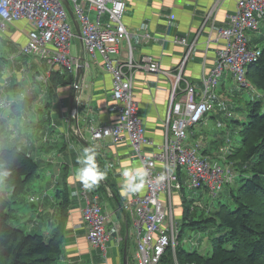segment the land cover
Instances as JSON below:
<instances>
[{
  "label": "crops",
  "instance_id": "obj_1",
  "mask_svg": "<svg viewBox=\"0 0 264 264\" xmlns=\"http://www.w3.org/2000/svg\"><path fill=\"white\" fill-rule=\"evenodd\" d=\"M236 2L124 0L122 22L130 38L123 44L121 58L128 54L130 47L134 62L148 56L160 66L156 73L136 71L132 87L138 105L137 115L154 147L162 145L165 140L164 121L172 77L180 73L181 86L187 83L193 87L196 85L198 95L202 96L201 79L213 68L218 50L224 47L219 32L228 26L227 15L234 10ZM89 17L96 20L93 12ZM106 19L107 15H104L101 21ZM30 30L28 21L22 19L0 31V150L16 147L21 152L29 148L28 153H22L38 164L36 176L23 195L30 191V185L34 192L28 199L20 196L16 202L18 205L26 202L33 209L29 215L18 213L20 224L17 218L16 222L20 227L30 223L28 234L34 230L46 241L55 234L62 236L61 255L53 264H131L138 231L128 213H122L120 209L122 202L129 197L121 195L124 179L121 173L125 167H143L126 142L113 144L109 138H104L95 143L90 137L92 129L116 120L112 77L104 70L100 56L85 53L76 31L68 45V54L78 61L83 59V75L78 81L77 69L66 75L60 70H52L47 60L21 55L20 49L26 45ZM256 33H247L248 44L251 48L262 49L259 45L264 42V19ZM178 39H187L191 47L178 43ZM189 49V56L184 60ZM39 76H46L47 82L41 81ZM229 77L233 79L226 70L216 88H220L219 95L213 93L207 97L213 110L229 94L226 91L229 88L224 85ZM77 83L78 90L75 91ZM238 87L236 84L235 92ZM74 93L78 98L75 112L80 136L72 120ZM236 93L231 92L234 97L238 95ZM251 95L261 93L254 89ZM222 106L226 108L225 104ZM209 117L214 119V126L209 125L210 133L196 134L193 127L188 130V135L192 143L200 145L203 156L212 165H218L222 160L221 152L229 143L219 142L223 121L217 123L215 115ZM79 139L95 150V160L98 159L100 170L106 173V178L92 189H85L75 178L77 169L82 167L78 159L86 148ZM144 152L151 154L153 147H145ZM40 170H45L43 179H48L46 184L40 178ZM1 173L4 176L2 169ZM144 192L145 184L137 193ZM184 199L186 197L182 194L172 202V219L177 228L183 221ZM88 203L97 204L107 218L105 227L109 240L104 248L91 245L87 239L82 211ZM13 205L11 218L14 216ZM143 234L141 231L140 236ZM195 247L204 254L209 253L207 243Z\"/></svg>",
  "mask_w": 264,
  "mask_h": 264
},
{
  "label": "built area",
  "instance_id": "obj_2",
  "mask_svg": "<svg viewBox=\"0 0 264 264\" xmlns=\"http://www.w3.org/2000/svg\"><path fill=\"white\" fill-rule=\"evenodd\" d=\"M62 1L0 0V31L10 23L27 20L31 30L20 54L37 55L47 60L52 70L72 73L79 65V61L68 54V45L74 37V24ZM66 1L79 27L85 53L100 56L104 70L112 77L111 94L116 120L102 128L92 129L91 140L96 143L109 138L113 144L126 142L145 172L144 194H131L120 206L138 231L131 264H161L165 251L171 248L175 252L178 246L179 230L172 219V202L182 196L183 186L190 192L207 191L215 197L233 180V169L225 158L230 144L221 152L223 163L212 165L203 156L200 145L190 141L188 130L204 122L212 112L213 107L207 97L217 88L226 70L240 88H249L245 78L246 67L257 61L261 50L249 46L246 32L258 31L259 23L264 19V0H237L234 10L227 15L228 26L219 32V38L225 44L218 50L213 68L201 79L202 96L189 83L181 86L180 73L172 77L164 121L165 140L157 147L145 135L132 87L136 71L156 73L160 66L148 56L134 62L130 47L128 54L121 58L123 44L130 38L122 22L124 0ZM90 12L96 15V20H90ZM104 15L107 19L101 21ZM177 41L191 47L187 39ZM189 53L190 49L184 60ZM39 78L47 82L46 76ZM230 116L227 113V117ZM145 147H153V152L145 153ZM181 175L184 176L182 183ZM82 219L91 245L104 248L109 234L105 227L107 218L101 208L88 203L82 211ZM141 231L143 236H140Z\"/></svg>",
  "mask_w": 264,
  "mask_h": 264
},
{
  "label": "trees",
  "instance_id": "obj_3",
  "mask_svg": "<svg viewBox=\"0 0 264 264\" xmlns=\"http://www.w3.org/2000/svg\"><path fill=\"white\" fill-rule=\"evenodd\" d=\"M260 50L257 61L246 67L245 78L249 85L246 90L255 89L261 95L249 94L250 99L244 103L246 117L239 132V146L230 147L228 151L227 163L233 169V180L221 190H225L227 204L219 203L213 208L194 198L184 199L182 203L183 224L188 221L198 228L202 224L208 232L211 251L204 254L197 248L178 250L176 247L172 254L168 248L161 264L170 262L172 255L175 264H264V47ZM233 123L240 125L238 121ZM96 164L99 167L97 158ZM0 168L10 187L4 193L0 184V264L55 263L62 251L60 234L46 241L42 236L25 234L10 225L11 206L35 178L38 164L12 147L0 150ZM236 174L241 177L239 184ZM204 193L208 192L195 194L199 199ZM199 211L202 212L200 216L196 214L199 220L193 221ZM204 213L208 215L206 219Z\"/></svg>",
  "mask_w": 264,
  "mask_h": 264
},
{
  "label": "rangeland",
  "instance_id": "obj_4",
  "mask_svg": "<svg viewBox=\"0 0 264 264\" xmlns=\"http://www.w3.org/2000/svg\"><path fill=\"white\" fill-rule=\"evenodd\" d=\"M73 31L75 32V27H74ZM247 33L248 32H246V35H248ZM253 33L255 34L256 32H253ZM263 44H264V42L260 43L259 46H261V48H262V47H264ZM24 56H26V55H24ZM31 56H35L41 60V58L37 55H29L28 57H31ZM221 81H222V78L220 79V82ZM224 85L226 86V88H229L226 90L227 92H229V94H227L225 96V98L223 100H221V102L218 106L214 107L213 112H211L207 115V117L204 119L205 120L204 122L199 123V124H195L193 130L196 132V134L200 133V132L210 133L209 125H211V127L214 126V119L213 120L210 119L209 116H210V114H211V116L215 115V119L217 118V120H216L217 123L223 121L221 126L224 125V127L220 129L221 131H219V136L221 139V141H219V142L225 141L226 143H229L231 147H233V146L238 147L239 146V132H240V129L242 128L243 124L245 123V117H246V109H245L246 105L244 103L250 99L249 94L251 92H248V90H246V89L237 88L238 91H236L237 92L236 93L235 92L236 88H234L236 86V82L233 79H231L230 77L226 80V84L224 83ZM195 86L196 85H194L195 90L199 91V89L196 88L197 86L196 87ZM218 90H220V88L214 89L213 92L211 94H209L208 97H211L213 95V93H215L216 96H218L220 93V92L219 93L217 92ZM232 91H233V94L236 93L238 95L236 97H234V95L231 94ZM223 104L226 105V108H224L222 106ZM213 105H214V103H213ZM228 112H231V117L227 118ZM243 117H244V119H243ZM72 120L76 124L75 129H78L79 127L77 126V113L76 112H72ZM234 121L240 122V125L233 123ZM79 131L80 130L78 129L77 134H79ZM219 145L221 147V143ZM22 151L28 153L30 151V149L24 148V150H22ZM231 151H232V148H231ZM225 158L227 159L226 156H225ZM221 163H223L222 160H221ZM0 173H1V170H0ZM39 174H40V178L43 179L46 175L45 170H44V172H43V170L42 171L40 170ZM239 178H241V177H238L236 174V182L239 180ZM180 179H181V183H182L183 176H181ZM47 181H48V179H46V178L43 179L44 184H46ZM237 183L239 184V182H237ZM0 184L2 185V190L4 191V193H6V191L8 192V188L10 189V187L7 186L2 175L0 177ZM33 192H34V190L32 189V187L30 185V191L29 192L27 191V193L25 195H23L21 198L25 197V199H28L29 195H32ZM183 194L185 195L187 201L191 198H194L196 201L200 200L202 203H205V205H209L210 207L213 206V208H217L219 203H226L225 202V200H226L225 190L221 191V193L216 195L213 199L211 196H209L208 193L203 194V197H204L203 199L201 197H199V199H198L197 194L190 192L185 186H183ZM20 205H18V204L13 205L15 217L14 216L12 217V219L10 221V225L12 227H15V228H17V226H19L16 222V218L18 219V222L20 224L21 218H20L19 214L29 215V214H31V211L33 209L26 202H24V203L21 202ZM213 208H212V210H213ZM196 214L198 216H200L202 214V212L199 211V212L195 213V215L193 216V221L199 220V218L197 217ZM207 217H208V215L206 213H204L203 218L206 219ZM182 224H183V221H182V223L178 224V230L181 231L180 236L178 238V246H177L178 250H180V249L181 250H189L192 248L196 249L195 246L199 247L203 243H207L208 247L211 248V244L208 241L209 240L208 239L209 238L208 232L205 230L204 227H202V224L199 226V228L198 227H192L188 221H185V224H183V225ZM30 226H32L30 223H28V224L25 223L24 225H21V227L20 226L19 227H20V229H22L24 231V233L28 234ZM31 235L35 236V235H38V233L33 230ZM210 251H211V249H209V252ZM172 254H174L173 250H172ZM173 258H174V255H172L171 261L168 262L167 264H175Z\"/></svg>",
  "mask_w": 264,
  "mask_h": 264
},
{
  "label": "clouds",
  "instance_id": "obj_5",
  "mask_svg": "<svg viewBox=\"0 0 264 264\" xmlns=\"http://www.w3.org/2000/svg\"><path fill=\"white\" fill-rule=\"evenodd\" d=\"M95 157L96 153L92 148H85L83 150V156L78 159V163L82 167L77 169L75 178L82 183L85 189H92L106 178V173L101 171L97 166ZM121 174L124 178L121 190L122 196H130L143 189L145 172L142 168L125 167Z\"/></svg>",
  "mask_w": 264,
  "mask_h": 264
},
{
  "label": "water",
  "instance_id": "obj_6",
  "mask_svg": "<svg viewBox=\"0 0 264 264\" xmlns=\"http://www.w3.org/2000/svg\"><path fill=\"white\" fill-rule=\"evenodd\" d=\"M63 3V6L66 8L69 16L71 17L72 21H73V24H74V27H75V31L76 33L79 35V27L73 17V13H72V10H71V7L69 6L68 2L66 0H63L62 1ZM79 61H81L77 67V70H76V78H77V81L81 78V76L83 75V70H84V64H83V59H80ZM78 87V83L76 84V87H75V91L78 90L77 89ZM76 95H73V102H74V105L72 106V108L74 107V109H76L77 105H78V98H77V93H74ZM75 111V110H74ZM80 143L83 144L86 148H91L89 145H87V142H84L83 140L79 139Z\"/></svg>",
  "mask_w": 264,
  "mask_h": 264
}]
</instances>
